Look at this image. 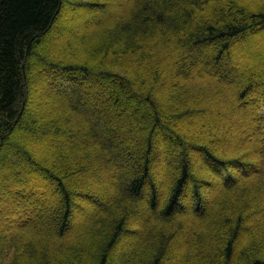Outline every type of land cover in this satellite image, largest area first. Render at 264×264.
<instances>
[{
  "label": "trees",
  "instance_id": "1",
  "mask_svg": "<svg viewBox=\"0 0 264 264\" xmlns=\"http://www.w3.org/2000/svg\"><path fill=\"white\" fill-rule=\"evenodd\" d=\"M115 4L0 0V178L24 198L32 167L59 195L43 210L21 203L0 231V264H264V0ZM64 9L107 20L70 37ZM237 42L252 59L234 73ZM36 69L59 94L28 110ZM86 79L114 97L89 91L100 112ZM42 140L55 157L29 148Z\"/></svg>",
  "mask_w": 264,
  "mask_h": 264
},
{
  "label": "rangeland",
  "instance_id": "2",
  "mask_svg": "<svg viewBox=\"0 0 264 264\" xmlns=\"http://www.w3.org/2000/svg\"><path fill=\"white\" fill-rule=\"evenodd\" d=\"M106 3V2H105ZM127 3V0H116V4L115 6L118 8H121L122 6H124ZM107 9L110 10L111 12H117L113 7L107 6ZM95 18V20H101L102 22H105L107 19V17L104 15V13L102 12L101 9H97V10H89V9H73V10H66L64 9V12L60 13L59 15V19L57 20V26H62L64 28V35H68L70 37L73 36V28L78 25V24H82L83 27H88L91 25V23L93 22L92 20ZM264 34V30L261 32ZM66 40V39H65ZM65 40H58L57 43H55V45L57 46H61L63 43H65ZM241 42H237L235 45V58H236V63L237 66L236 68L234 67V73L236 71H240L242 67H244L245 65H248L249 61H251L252 57H250V50L249 49H244V50H240L238 47L240 45ZM256 50H259V52L264 53V45H260L259 43L256 44ZM34 77H38L40 78V80L34 85V87L32 88V93H31V103L28 107V110H33V109H41L43 107H46L47 104L50 102V100L48 99L49 95H58L59 92L56 89V87L52 84V82L50 81V75L47 73V71L41 70V69H36L34 72ZM199 76L206 82H208V78L206 77L201 71H199ZM215 74V70L214 69H210L209 71V76L213 77V75ZM86 81H88V83L90 84V86L86 89H84L83 91V97L84 99H86L87 101H90V105L95 109V111H99L101 109H97L100 106H98V100L95 97H92L89 94V91L91 90H97L102 92L101 93V97L106 99V100H110L112 101V98L108 99V89L106 87H102L100 83L98 82H94L92 83L93 80L90 81V79H86ZM218 81L220 83H224L226 86H232L235 84L234 78L231 76V73L224 75L223 73H220V77L218 79ZM92 83V85H91ZM124 96H129L130 94L134 93L136 94L135 91H123ZM210 95V94H209ZM142 99L143 96L141 95ZM138 101V99H137ZM131 106V101L128 99L127 103L124 105V107L122 108V113H127L130 115V118H135L136 117V108H135V104L132 105L133 108L130 109ZM224 109V108H223ZM102 111V110H101ZM146 113V112H145ZM144 113V116H145ZM239 121L241 119H238ZM148 125L147 121H144L142 123H138V126L140 129H145L146 126ZM168 139V138H166ZM166 139H161V142L163 143ZM170 141V144L172 145L173 148H176L177 142L174 141V139H168ZM29 148L34 151V153L36 154L37 158L43 159V158H52L55 157V155H57V149L54 145L42 140L40 142H36L33 143L29 146ZM21 159H23L21 157ZM196 160V159H193ZM50 163V162H49ZM9 170H13L12 166H9ZM25 175H29V177L31 178V182H29L30 184L28 185V191L26 193H24L23 195L25 196L24 198H20V194H18L16 191V187H12V184L10 183V179L8 178H0V207H3L4 210V214L2 212V210H0V212H2V214L4 215L3 221H5L3 224L0 223V231L1 233H6L8 226H10V220L14 219L17 220L19 219L20 215L19 213V208H21L22 206L21 203H25L24 201H30V203H33L32 205H36V208L40 207L42 208V210L44 209V207L46 206L45 203L47 202L48 204H53L55 203V200L58 198V193L56 192V189L54 188V186L49 183L48 179H46V176L39 172L38 169H34V168H28L26 169V174ZM218 187H216V189H214V192H217L218 190H220V186L221 183L217 182ZM106 186V185H104ZM20 187V186H19ZM107 188V186L105 187ZM48 190L49 195L45 194V190ZM52 193H54V195L56 196H52ZM22 195V196H23ZM58 195V196H57ZM28 205V204H25ZM1 209V208H0ZM28 215L31 214V212H27ZM26 214V215H27ZM14 215V218H13ZM38 216V215H37ZM28 218V217H26ZM2 221V220H1ZM8 224V226H7ZM10 229H12V227H9ZM17 229V228H16ZM185 242L187 244L190 243L189 239H186Z\"/></svg>",
  "mask_w": 264,
  "mask_h": 264
}]
</instances>
